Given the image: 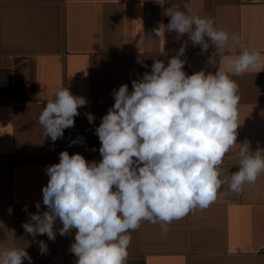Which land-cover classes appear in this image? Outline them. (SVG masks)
I'll return each instance as SVG.
<instances>
[{"label":"crops","instance_id":"obj_1","mask_svg":"<svg viewBox=\"0 0 264 264\" xmlns=\"http://www.w3.org/2000/svg\"><path fill=\"white\" fill-rule=\"evenodd\" d=\"M185 3L264 54V0H0V247L25 248L31 264H53L61 249L64 264H75L70 251L75 230L61 236L57 220L53 241L23 227L38 211L37 203L41 213L47 211L46 167L59 163L57 147L99 162L95 129L115 103L114 90L127 84L131 92L132 81L150 73L154 60L167 66L184 46L187 74L216 70L207 64L215 52L211 44L202 53L188 34L155 36L154 29L170 22L164 10ZM233 79L241 96L237 143L248 142L252 152L264 150V70ZM61 87L87 104L78 109L74 127L53 143L43 137L38 117ZM85 113L94 116L93 123ZM77 139L83 143L69 146ZM237 170L233 149L224 157L220 178ZM169 228L164 235L158 223L143 222L131 233L127 264H264V174L241 193L222 185L215 203ZM41 241L47 247L43 254Z\"/></svg>","mask_w":264,"mask_h":264},{"label":"clouds","instance_id":"obj_2","mask_svg":"<svg viewBox=\"0 0 264 264\" xmlns=\"http://www.w3.org/2000/svg\"><path fill=\"white\" fill-rule=\"evenodd\" d=\"M163 14L170 22L154 29L155 36L188 34L202 53L211 44L215 52L207 64L216 70L187 74L184 46L167 66L154 60L150 73L132 81L131 92L127 84L114 90L115 103L95 129L101 142L99 162L65 150L59 163L46 167L49 179L42 193L47 211L41 213L37 203L38 211L23 227L33 237L46 234L53 241L57 220L61 236L75 230L70 248L75 264H127L131 233L143 222L158 223L167 235L173 221L215 203L222 185L241 193L264 174V150L252 152L248 142L237 143L241 96L233 79L264 70V54L245 47L240 35L218 29L190 4H174ZM86 104L84 97L59 88L38 117L43 137L53 143L62 138ZM85 116L94 122L91 113ZM76 143L83 141L69 146ZM233 149L238 170L221 179L224 157ZM40 248L42 254L47 250L43 241ZM24 260L32 262L25 248L0 247V264Z\"/></svg>","mask_w":264,"mask_h":264},{"label":"built area","instance_id":"obj_3","mask_svg":"<svg viewBox=\"0 0 264 264\" xmlns=\"http://www.w3.org/2000/svg\"><path fill=\"white\" fill-rule=\"evenodd\" d=\"M56 151L58 153H61L62 151H64L61 147H57ZM264 253V252H263ZM64 257H65V253L63 250L59 249L56 253V259L53 262V264H64Z\"/></svg>","mask_w":264,"mask_h":264}]
</instances>
